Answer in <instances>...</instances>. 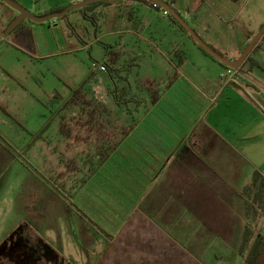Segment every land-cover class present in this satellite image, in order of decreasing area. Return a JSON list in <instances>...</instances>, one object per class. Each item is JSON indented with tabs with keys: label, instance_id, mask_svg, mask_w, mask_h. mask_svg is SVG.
Listing matches in <instances>:
<instances>
[{
	"label": "crops",
	"instance_id": "crops-1",
	"mask_svg": "<svg viewBox=\"0 0 264 264\" xmlns=\"http://www.w3.org/2000/svg\"><path fill=\"white\" fill-rule=\"evenodd\" d=\"M67 1L72 6L85 0ZM163 1L177 10V0ZM109 3L120 5L117 29L92 41L111 39L104 59L108 67L79 85L92 103L88 108L103 116L107 134H87L79 124L76 134H55V141L47 136L39 155L47 173L43 193L59 203L77 256L82 264H247L250 259L259 264L264 258V89L243 75L246 66L225 85L226 68L194 48L205 66L190 65L181 47L187 36L171 20L166 26L154 23L157 8L142 0ZM16 17L0 0L1 35ZM46 26L25 20L11 36L34 45L35 32ZM249 43L239 45L233 60ZM153 91L158 92L154 103ZM71 96L65 107L68 124L86 117L68 104ZM115 122L132 129L96 165L116 135Z\"/></svg>",
	"mask_w": 264,
	"mask_h": 264
},
{
	"label": "rangeland",
	"instance_id": "rangeland-1",
	"mask_svg": "<svg viewBox=\"0 0 264 264\" xmlns=\"http://www.w3.org/2000/svg\"><path fill=\"white\" fill-rule=\"evenodd\" d=\"M10 1L35 16L71 6H66L67 0ZM117 6L119 3L101 1L73 9L36 31L34 45H24L11 33L0 34V264L83 263L82 256H77L75 237L60 215L59 203L50 202L43 193L47 191V173L39 155L47 136L55 141V134H62L63 122L75 133L79 123H67L65 107L72 90L85 81L91 83L93 72L104 71L111 39L92 41L96 34L117 29ZM176 7L199 37L228 60H233L239 45L251 42L264 24V0H177ZM121 9L124 13L125 7ZM164 14L163 9H156L151 19L166 26L170 18ZM182 33L188 38L181 47L190 65L205 66L190 48L216 62ZM166 34L171 35L168 30ZM252 59L258 65L248 63L243 75L264 89V38ZM114 126L115 134L125 128L119 122ZM54 185L62 188L57 179ZM259 264H264L263 256Z\"/></svg>",
	"mask_w": 264,
	"mask_h": 264
},
{
	"label": "water",
	"instance_id": "water-1",
	"mask_svg": "<svg viewBox=\"0 0 264 264\" xmlns=\"http://www.w3.org/2000/svg\"><path fill=\"white\" fill-rule=\"evenodd\" d=\"M100 1H106V2H122L124 0H85L83 2L74 4L70 6L69 8L65 9L62 12L50 14L47 16H35L31 14L26 8L11 2L8 0L6 4L19 13V15L9 24L6 32L7 34L14 31L23 21L29 20L35 23H44L48 22L50 20H53L55 18L63 17L67 15L71 10L78 9L85 7L86 5L100 2ZM156 4L157 6L161 7L164 11H166L170 16H172L188 33V35L195 41V43L202 48L208 55L213 57L215 60L223 64L225 67L238 69L240 66L243 65V63L246 61L248 56L252 53L257 43L260 41V39L264 35V24L257 33V35L253 38V40L246 46V48L243 50L242 54L239 56L236 60H228L227 58L223 57L219 53H217L213 48H211L208 44H206L199 35L195 32L193 28L189 26V24L186 22L185 19L181 17V15L167 2L163 0H149Z\"/></svg>",
	"mask_w": 264,
	"mask_h": 264
},
{
	"label": "trees",
	"instance_id": "trees-1",
	"mask_svg": "<svg viewBox=\"0 0 264 264\" xmlns=\"http://www.w3.org/2000/svg\"><path fill=\"white\" fill-rule=\"evenodd\" d=\"M143 2H145L146 4H149L150 6L152 7H155L157 9H162L161 7L157 6L156 4H154L153 2L149 1V0H142ZM170 6L171 4L168 3ZM62 11V9H61ZM167 16H169L171 22L176 25L182 32L186 33L188 35V33L186 32V30L172 17L170 16L169 14H167ZM264 38V35L262 37V39ZM197 45V44H196ZM260 47V43H258L254 50L252 51V53L248 56V58L246 59V61L243 63L242 66H240L238 69H241L243 68L244 66H246L248 63L250 65H258L257 62H255L253 59H252V54L253 52L258 49ZM200 48V47H199ZM202 49V48H201ZM203 50V49H202ZM204 51V50H203ZM110 52V51H109ZM205 52V51H204ZM206 53V52H205ZM207 54V53H206ZM208 55V54H207ZM210 56V55H209ZM211 57V56H210ZM213 58V57H212ZM214 59V58H213ZM215 60V59H214ZM217 61V60H215ZM218 62V61H217ZM220 63V62H219ZM223 65V64H221ZM106 68L108 67V63L105 62V65H104ZM224 66V65H223ZM225 67V66H224ZM226 68V67H225ZM72 96L70 98V101L68 104H72L74 106H78L82 111H84V113L86 114V117L85 119L81 120V119H76L75 117H73L71 119V121H76L80 124L81 127H84L85 131L87 132V134H107L104 130H106V124L103 123L101 121L102 119V115L101 114H98L96 115L95 114V111L88 108V106L90 107L91 106V102L90 101H86L85 100V97L82 96V86L72 90ZM151 99H152V102H156L157 99H158V92H155L153 91L152 92V95H151ZM105 114H107V109H104ZM62 118H65V117H62ZM105 120H107V116H105ZM65 121V120H64ZM107 123V122H106ZM132 127L130 128H123L119 134H120V138L119 136L116 134L114 137H113V140H112V143H110V146L108 147V149L105 151V152H100L99 153V160L98 162L96 163V165H100L102 164V162H104L107 157H109V155L118 147V145L120 144L121 140L123 139L124 135L125 134H129L130 131H131ZM61 132L62 134H76V133H73L71 129H68L66 127V124L63 122L61 124ZM115 134V133H114ZM56 189V188H55ZM58 190V189H56ZM65 200L66 197H65ZM69 205L70 202H69ZM256 261L255 260H249L247 262V264H255Z\"/></svg>",
	"mask_w": 264,
	"mask_h": 264
},
{
	"label": "built area",
	"instance_id": "built-area-1",
	"mask_svg": "<svg viewBox=\"0 0 264 264\" xmlns=\"http://www.w3.org/2000/svg\"><path fill=\"white\" fill-rule=\"evenodd\" d=\"M165 15H167L168 13L166 11H164ZM94 67L96 68L97 65L94 64ZM105 66L103 67L104 70ZM237 70L238 69H233V68H228L226 67L225 71L221 74V81H223V83L229 84L235 77V75L237 74Z\"/></svg>",
	"mask_w": 264,
	"mask_h": 264
},
{
	"label": "flooded vegetation",
	"instance_id": "flooded-vegetation-1",
	"mask_svg": "<svg viewBox=\"0 0 264 264\" xmlns=\"http://www.w3.org/2000/svg\"><path fill=\"white\" fill-rule=\"evenodd\" d=\"M10 9H12V8H10ZM13 10V9H12ZM13 11H15V10H13ZM19 15V13L17 12V16Z\"/></svg>",
	"mask_w": 264,
	"mask_h": 264
}]
</instances>
